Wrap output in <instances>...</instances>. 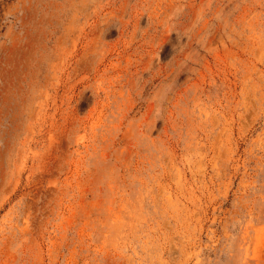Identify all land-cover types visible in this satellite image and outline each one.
<instances>
[{
    "label": "rangeland",
    "instance_id": "374dc122",
    "mask_svg": "<svg viewBox=\"0 0 264 264\" xmlns=\"http://www.w3.org/2000/svg\"><path fill=\"white\" fill-rule=\"evenodd\" d=\"M0 264H264V0H0Z\"/></svg>",
    "mask_w": 264,
    "mask_h": 264
}]
</instances>
